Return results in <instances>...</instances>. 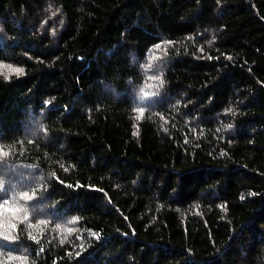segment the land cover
Masks as SVG:
<instances>
[{
	"label": "trees",
	"instance_id": "trees-1",
	"mask_svg": "<svg viewBox=\"0 0 264 264\" xmlns=\"http://www.w3.org/2000/svg\"><path fill=\"white\" fill-rule=\"evenodd\" d=\"M0 264H264V0H0Z\"/></svg>",
	"mask_w": 264,
	"mask_h": 264
},
{
	"label": "snow or ice",
	"instance_id": "snow-or-ice-1",
	"mask_svg": "<svg viewBox=\"0 0 264 264\" xmlns=\"http://www.w3.org/2000/svg\"><path fill=\"white\" fill-rule=\"evenodd\" d=\"M11 71H14V72H16V73H20V72H22L23 70L22 69H11ZM22 198H24V199H26L27 197L26 196H24V197H22ZM26 218V217H25ZM5 238L6 239H8V238H10V237H8V236H5Z\"/></svg>",
	"mask_w": 264,
	"mask_h": 264
},
{
	"label": "bare ground",
	"instance_id": "bare-ground-1",
	"mask_svg": "<svg viewBox=\"0 0 264 264\" xmlns=\"http://www.w3.org/2000/svg\"><path fill=\"white\" fill-rule=\"evenodd\" d=\"M232 150V149H231Z\"/></svg>",
	"mask_w": 264,
	"mask_h": 264
}]
</instances>
